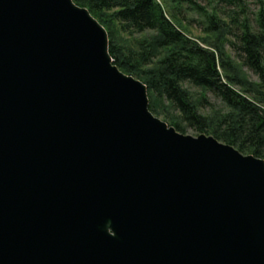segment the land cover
Listing matches in <instances>:
<instances>
[{
	"label": "water",
	"instance_id": "water-1",
	"mask_svg": "<svg viewBox=\"0 0 264 264\" xmlns=\"http://www.w3.org/2000/svg\"><path fill=\"white\" fill-rule=\"evenodd\" d=\"M74 0H0V264H264V159L150 110Z\"/></svg>",
	"mask_w": 264,
	"mask_h": 264
},
{
	"label": "trees",
	"instance_id": "trees-1",
	"mask_svg": "<svg viewBox=\"0 0 264 264\" xmlns=\"http://www.w3.org/2000/svg\"><path fill=\"white\" fill-rule=\"evenodd\" d=\"M74 1L93 14L111 12L123 34L142 35L120 48L110 44V53L122 71L147 85L155 115L180 132L189 127L264 159V7L252 19L248 0H216L219 9L196 0H174V9L165 8L164 0ZM183 3L203 16L199 26L207 46L181 30ZM218 34L231 54L219 38L210 43ZM245 70L258 82L248 81ZM208 93L223 106L210 102Z\"/></svg>",
	"mask_w": 264,
	"mask_h": 264
},
{
	"label": "rangeland",
	"instance_id": "rangeland-1",
	"mask_svg": "<svg viewBox=\"0 0 264 264\" xmlns=\"http://www.w3.org/2000/svg\"><path fill=\"white\" fill-rule=\"evenodd\" d=\"M158 1L162 2V0H158ZM164 1H165L164 2V7L166 6L165 8H167V5H169L170 9H174L177 6L176 3H178V2H176L174 0H164ZM196 1L200 5H202L204 7L206 6V8H208V9H211V8H214V7L218 8V3H217L216 0H196ZM162 4H163V2H162ZM247 4H248L247 5V9H248V12H249L250 16L252 17V19H255V16L258 13V11L262 7H264V3H262L260 0H248ZM180 5H181V8H182L181 9V13L182 14H180V15L182 17H184V16L187 17L185 24H183V23L181 24V28H182L181 30L192 41H194V42H196V43H198V44H200L202 46H207V45H205L203 40H205V39H207L209 37L207 35H205V33H203V31H201V28L199 26L200 19H202L203 16L200 15V13L197 10H194V9L190 8L186 3L185 4L184 3L180 4ZM219 8H220V6H219ZM109 14L99 15L97 13L96 14L92 13V15L96 19H98V21L108 31L110 44H112V46H116V47L120 48V47L124 46L125 44H134L133 43L134 39L137 38V37H141L142 36V35L129 36V35L123 34L120 31V28L118 27L117 23L114 22V20L112 19L111 15H109ZM187 23L190 24V26L187 25ZM146 34H150V33L148 32ZM214 37L217 40H215ZM214 37L212 36L209 39L210 43L218 41V38H219L220 41L222 42L223 47L230 53V51L228 50V46H225L223 44L222 34H218V35H216ZM232 54L234 55V52H232ZM245 73L247 74L246 78H247L248 81H250V82H252V81L253 82H258V77L253 72L245 70ZM192 91L199 92L198 89H195V88H193ZM207 95H208V98H209L210 102H212L213 104H215L218 107L223 106L221 100L218 97L214 96L212 93H208ZM172 113L178 115L177 112H175V111L172 112ZM160 118L164 120L163 116H160ZM182 133L186 134V135H192V136H198L199 134H202V133L196 132L194 129L189 128V127H187Z\"/></svg>",
	"mask_w": 264,
	"mask_h": 264
}]
</instances>
